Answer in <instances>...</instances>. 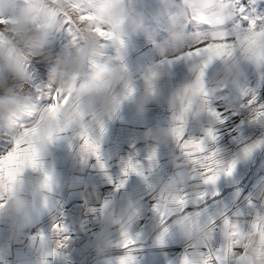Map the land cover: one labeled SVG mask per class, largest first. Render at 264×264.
<instances>
[{
    "label": "crops",
    "instance_id": "0c3cea01",
    "mask_svg": "<svg viewBox=\"0 0 264 264\" xmlns=\"http://www.w3.org/2000/svg\"><path fill=\"white\" fill-rule=\"evenodd\" d=\"M78 1L85 8L101 2ZM228 1L120 0L129 14L124 34L100 42L101 59L120 70L128 83L115 89L122 99L114 112L82 116L99 144L105 168L95 157L82 156V124L79 129L63 125L42 155L35 146L38 166L25 168L22 175L14 176L15 166L22 163L14 158L0 187V213L11 208L18 214L27 204L30 214L22 222L16 223L15 215L9 222L0 221V264H119L125 258L134 264H181L185 256L188 264H201L213 227L210 246L225 242L224 218L242 232L229 233L222 264H264V219L248 233L257 218L264 217V146L243 155L244 147L264 142V122H253V110L246 115L239 111L242 96L259 88L264 62L252 50H240L229 25ZM109 2L101 5V16ZM203 14L213 21L211 26L200 20ZM221 33L234 48L212 49L220 58L204 69L202 86L193 87L203 60L189 53L206 37ZM89 67L86 73L95 64ZM128 86L134 93L123 100ZM208 130L214 132V142L207 140ZM19 131L0 157L11 151ZM188 138H205L225 167L235 160L232 176L222 174L215 185H202L193 162L200 161L197 153L203 148ZM181 140L187 153L179 146ZM129 160L140 165V175H122ZM202 171L212 169L202 165ZM45 173L53 178L51 192L43 187ZM121 180L126 183L118 189ZM35 182L40 183L39 196L27 186ZM201 191L207 193L203 200L198 198ZM177 193L188 196L186 207L161 222L153 203L162 211L172 209ZM56 223L68 231L55 234ZM165 228L168 232L161 238ZM125 233L136 241L127 248ZM65 236V246L57 249L56 240Z\"/></svg>",
    "mask_w": 264,
    "mask_h": 264
},
{
    "label": "snow or ice",
    "instance_id": "6c2138e0",
    "mask_svg": "<svg viewBox=\"0 0 264 264\" xmlns=\"http://www.w3.org/2000/svg\"><path fill=\"white\" fill-rule=\"evenodd\" d=\"M104 0H101L100 3H93L90 4L87 8L81 3L78 2V0H68L69 4V10L65 11L63 13L61 12H55L54 15L56 17V20L58 22V18L62 17L61 23L65 26L70 25L68 28L69 33L72 36V48L77 49L80 46V43L83 38V34L85 32L95 34L99 40V42L103 40H110L115 37L114 31L110 30V26L105 24V22L102 19L101 16V5L103 4ZM200 20L208 25L211 26L213 24V21L210 20L205 14L201 15ZM6 21L0 20V33H3V29L6 26ZM250 35L256 37L258 41L261 43L262 46H264V30L257 31L255 28V25L252 27V31L249 33ZM247 34V35H249ZM245 36V35H244ZM241 38V37H240ZM239 39V38H238ZM217 46L225 49V50H231L234 48L235 43H231L229 40V37L224 36L222 33L217 34L211 37H206L204 40L201 41V44L193 49L192 52L189 53V55L200 57L203 60V63L200 66V75L197 77L195 83L193 84V87H201L202 86V79L204 76V69L207 68L208 64L215 58H220L216 55L212 54V49L217 48ZM100 47H103V44L100 43ZM203 48V51L201 50ZM28 59L25 60L24 65V78L25 81L28 83L30 80V77L28 76ZM257 60L264 62V48H262V51L260 55L258 56ZM40 68L42 70V73H46L47 71V64L41 63ZM155 73L152 74V76L149 78V86H152V79L155 78ZM35 91L38 93L40 89H35ZM134 93V89L132 86H128L126 88V94L123 96V100L129 99ZM72 97V89H69L67 92H65L63 89L55 88L49 93V96L47 99H40V103L44 105V107L41 109L44 113L47 114V116L50 119H57V112L58 110L66 106L70 101ZM32 98V97H31ZM122 103V101H121ZM248 107L253 110V122H264V100H261L256 96V94H252L248 99ZM253 105H256L257 107L253 108ZM119 109V108H118ZM212 115L216 116V112L211 109ZM28 122H20L19 123V134L14 140V143L10 146L11 151H8L6 155L0 157V187H3V185L6 183V172L9 168L10 162L14 158H19V160L22 161V163H19L15 166V173L14 176L22 175L23 171L27 167L36 168L38 166V156H39V150L35 148V144L32 140V137L35 136L37 128H36V121L33 119V117H27ZM43 120V116L40 118ZM81 119H84L81 117ZM58 122V130H62L63 124H59ZM81 131H80V139L82 141L81 145V154L85 158L92 156L95 157L97 162L99 163V166L103 169L105 168V165L101 163V156H100V147L96 140H93L89 134L88 127L85 124L81 125ZM100 131L103 133L104 126L100 125ZM207 140L215 141L216 136L212 130H208L206 133ZM8 135H6V130H0V150H4L6 147H9L7 145ZM31 138V140L29 139ZM190 143H196L199 144L203 148L202 153H197V155L200 156V161L193 162V170L197 172V175L199 176L202 185L209 186V185H215L220 176L223 174L225 176H232L235 168H236V161L233 160L230 164H228L226 167L217 159V152L215 150H209L207 147V141L205 138H188ZM49 141H51V138H49ZM30 144H32V147H30ZM179 146L182 150V152L187 153L188 147L184 144V142L181 140L179 142ZM264 146V142H260L258 144L251 145L249 147L243 148V155L244 157H248L257 147ZM154 153L148 157L149 160H152L154 158ZM202 165L204 168L210 167L212 169V172L204 173L202 171ZM140 165L133 163V161L129 160L126 162L123 170L122 175L124 177H127L130 173H135L137 175H140L139 171ZM197 175L194 177L193 180L197 178ZM211 176V179L209 180L207 177ZM52 176L48 173H45L44 175V184L43 187L47 189V191H52ZM126 183V180H121L119 184L117 185V188H123L124 184ZM207 193L201 191L198 195V198L203 200L205 199ZM46 199V198H45ZM173 204L175 205L174 208L168 209L165 208L163 211L161 210L160 206L154 202L152 206V211L161 219V222H164L166 216H170L174 214L176 209L182 210L184 207H186L188 202V196L185 194L177 193L173 199ZM260 219H264V217H258L257 220L251 225V231L248 233H251L256 225V222ZM211 224L215 225L216 221L211 220L209 221ZM223 226L225 227L226 231L224 232L225 242L219 246V247H212L210 246V242L214 238L215 228L212 229V236L210 241L207 244V253L204 260L201 261V264H215L216 261H220L221 264L223 262L225 248H226V242L229 236L230 232L237 231L242 232L239 230L238 226L232 225L229 219L224 218L223 219ZM68 229L66 226L60 223H56L53 225V232L55 234L60 233H66ZM168 232V229L165 228L163 230V233L161 234V238L164 234ZM41 239H44L43 236H41ZM68 238L65 236L63 239H57L56 240V248H63L65 246V241ZM135 239L128 233H125V240L123 247L127 248L130 244H135ZM52 255H56V252L53 251L51 253ZM119 264H134L133 260L131 258H125L121 259L119 261ZM181 264H188L187 257H183Z\"/></svg>",
    "mask_w": 264,
    "mask_h": 264
},
{
    "label": "clouds",
    "instance_id": "9594fccd",
    "mask_svg": "<svg viewBox=\"0 0 264 264\" xmlns=\"http://www.w3.org/2000/svg\"><path fill=\"white\" fill-rule=\"evenodd\" d=\"M44 3L52 5V0H44ZM64 7L67 9V5ZM36 12L42 14L44 12V4L39 0L27 6L29 16ZM128 15L120 0H110L102 14V19L110 27L112 24L116 25L112 30L115 35L122 36ZM109 21L111 24L108 23ZM49 23L50 26L47 29H36L27 19L18 17V22L10 26L16 31L6 33L4 39L0 40V71L9 73L13 80H20L23 58L25 56L40 57L49 47V37L57 21ZM10 52L11 55H9ZM102 56L103 52L97 36L85 32L79 48L57 59L58 70L52 74V82L65 92L69 90L70 85H73L71 101L58 110L57 119H50L46 113L38 110L32 99L28 97L27 91L23 94V99L13 102L12 92L7 82L0 80V92L4 93V97H8V99H0V120L12 117L23 119L31 113V117L37 122V131L32 140L42 155L49 138L53 139L59 131L57 121L59 124L79 129L84 123L82 116L95 114L99 118L114 112L117 101L122 99L115 93V89L117 86L128 83V78L120 70L110 67L107 62H102ZM92 63L95 67L86 73V68ZM223 72L226 74L228 68L225 67ZM74 76L77 77L75 82L72 80ZM42 116L43 120L40 119ZM39 185V182H35L27 186L39 196L42 194ZM29 214L30 208L26 204L18 214L11 208L9 212L0 213V221L9 222L15 215L16 223L22 222Z\"/></svg>",
    "mask_w": 264,
    "mask_h": 264
},
{
    "label": "rangeland",
    "instance_id": "374dc122",
    "mask_svg": "<svg viewBox=\"0 0 264 264\" xmlns=\"http://www.w3.org/2000/svg\"><path fill=\"white\" fill-rule=\"evenodd\" d=\"M36 2L37 0H0V20L7 22L3 29L4 32L0 33V40L4 39L6 33L16 31L14 27L10 26L15 25L18 22V17H24L36 29H47L50 26V21H57L54 11L63 13L69 10L68 0H52V5L45 4L44 0H39L40 3L44 4L43 14L41 12H36L29 16L27 14V6ZM79 3L82 4V2ZM64 5H67V9ZM226 5L229 6L232 15V20L229 24L231 32L236 36L237 42L241 48L240 50H242V53H248L252 50V52H255L259 56L264 46L261 45L256 37L249 33L252 31L253 25H255L257 31L264 30V0H230ZM62 19V17L58 18L56 26L52 28L49 37V47L42 53V55L40 57L25 56L23 58L20 80H13L9 73L0 71V80L7 82V86L12 92L13 102L23 99V94L27 91L28 97H32L31 99L36 108L41 110L44 105L39 102L40 99H47L49 93L57 88V85L51 80L52 74L58 70L57 59L74 50L72 48V36L68 31L70 25H63L61 23ZM9 55H11V52ZM249 55L250 54H248L247 57H249ZM27 58H29L27 62V72L30 77L28 83L24 78V65ZM41 63L47 64L46 73H42L40 68ZM88 68L90 67L88 66ZM88 68H86L85 71H87ZM263 76L264 71L260 75V79H263ZM72 80L75 82L77 77H72ZM37 88L40 89L38 93L35 91ZM72 88L73 85H70L69 89ZM249 93L254 94L257 93V91H249ZM0 99H8V97H4V93L0 92ZM31 115L32 114L29 113L27 117H31ZM27 117L23 119L12 117L0 120V130H6V135L9 137L7 145L10 144L12 136L20 130L18 126L19 123L28 122ZM1 151L3 150H0V152Z\"/></svg>",
    "mask_w": 264,
    "mask_h": 264
},
{
    "label": "built area",
    "instance_id": "2783aa9c",
    "mask_svg": "<svg viewBox=\"0 0 264 264\" xmlns=\"http://www.w3.org/2000/svg\"><path fill=\"white\" fill-rule=\"evenodd\" d=\"M256 96L260 98L261 100H264V78L261 81V84L257 90ZM252 94L249 92L247 94H244L241 99V104L239 105V111L242 115L248 114L252 109L248 107V99ZM257 107L256 105H253V108Z\"/></svg>",
    "mask_w": 264,
    "mask_h": 264
}]
</instances>
